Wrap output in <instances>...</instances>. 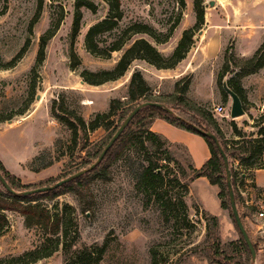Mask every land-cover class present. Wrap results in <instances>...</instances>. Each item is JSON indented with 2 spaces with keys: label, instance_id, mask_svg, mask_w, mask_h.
I'll return each mask as SVG.
<instances>
[{
  "label": "rangeland",
  "instance_id": "374dc122",
  "mask_svg": "<svg viewBox=\"0 0 264 264\" xmlns=\"http://www.w3.org/2000/svg\"><path fill=\"white\" fill-rule=\"evenodd\" d=\"M88 1L96 9L91 11L84 6L80 9L81 25L73 46L79 63L74 65L71 34L78 0H0V62L14 61L9 67H0V160L22 184L34 188L54 185L82 167L89 171L88 162L95 160V147L107 140L108 132L99 128L80 132L77 141H72L71 130L53 117L52 107L62 113L63 104L88 123L96 114L108 112L112 99L127 101L134 71L142 73L151 93L158 98L171 95L175 82L181 80L183 85L189 77L193 89L187 97L206 114L216 115L213 117L227 133L231 131L229 123L222 122L223 117L213 111L214 106L225 105L229 116L231 99L228 96L227 102L223 101L217 84L225 50L229 47L234 55L237 46L248 53L251 47L257 49L264 43V17H261L264 0H202L203 24L195 31L189 51L177 65L157 68L137 58L120 78L94 85L83 79L82 71L112 69L137 39L147 40L164 57H169L183 31L196 24L197 12L196 0H119L122 18L117 27L96 39L104 49L118 39L123 41V46L106 55L88 50L85 37L90 27L108 16L110 5L106 0ZM135 23L148 25L152 35L130 30ZM208 25L211 26L207 33ZM49 31L44 59L33 69L41 38ZM213 43L217 54L209 55L206 47ZM233 57L224 79L234 76L236 66L243 60ZM251 84L254 86L255 82ZM196 93L201 96L194 97ZM261 94L263 91L259 89L258 93L251 91V99L247 100V109L253 107L254 118L249 119L252 123L241 122L247 126L246 141L253 139L252 134L260 129L251 130V125H261L264 129ZM177 104L166 103L172 116L189 122L205 120L184 106L174 108ZM117 118L118 113L112 117ZM138 137L109 167L106 179L93 177L89 181L83 196L69 191L54 199L33 202L47 209L52 219L60 221L55 231L27 227L19 213L5 211L9 226L0 235V264H22L18 257L42 244L53 247L56 240L59 243L55 252L29 264H217L219 260L223 264L261 263L263 237L256 245V252L259 245L263 252L253 261L244 245L231 240L226 229L223 236L219 225L213 231L197 195L214 208L219 206L216 188L197 182L193 192L190 191L194 171L184 148L145 132H138ZM152 144L160 146L154 148ZM152 162L161 170L164 180L150 192L141 179ZM259 178L264 181V171L259 173ZM260 206L254 203L253 212H259ZM228 214L233 234L240 238L229 211ZM217 243L219 248L215 253ZM64 244L68 247L64 248ZM102 246L100 261L79 260L78 251L86 248L96 251Z\"/></svg>",
  "mask_w": 264,
  "mask_h": 264
},
{
  "label": "trees",
  "instance_id": "16d2710c",
  "mask_svg": "<svg viewBox=\"0 0 264 264\" xmlns=\"http://www.w3.org/2000/svg\"><path fill=\"white\" fill-rule=\"evenodd\" d=\"M110 5V11L106 18L98 22L89 28L86 37L85 44L88 50L92 53L97 54H106L109 55L113 51L120 50L123 46V41L119 39L113 43L109 48L104 49L99 46L97 41V36L113 30L117 27L118 22L122 18V12L120 9V1L119 0H106ZM201 1H195V8L197 12V21L196 24L189 28L185 29L182 33V36L174 49L173 53L169 57H164L153 45H151L147 40L141 38L135 40L132 45L126 49L116 65L112 69H104L98 72H91L84 70L81 75L83 79L90 84L98 85L102 84L106 81L116 80L123 76L125 72L128 70L131 62L134 59L140 58L148 61L152 65L157 68H172L177 65L180 61H182L189 51L192 43L193 36L198 27L203 24L204 21V13L201 8ZM86 7L91 11H95V5L93 2L88 0H78L76 4V13L74 16L73 24H72V43H71V59L74 65L79 63V59L77 54L75 53L73 46L75 38L80 30L82 13L81 7ZM130 30H133L135 33L145 32L152 35V29L148 25L135 23L130 27ZM51 34V31L45 36L41 38V43L39 47V51L37 54L36 63L33 69L37 68L41 65L44 59V47L45 44ZM27 45V43H26ZM26 45L23 47L21 51H24ZM234 54V53H233ZM232 52L229 47L226 48L224 53V62L222 70L218 73L217 76V84L221 89V93L223 95V101L227 102V93L224 91L222 87V83L226 73L228 71L229 63L232 58H234ZM238 58V57H236ZM243 59L242 62L237 65L238 70L234 73V76L230 77L227 80L229 87L235 91L241 98L244 110L246 109L247 98L243 88L240 85V79L243 76L248 74H252L257 72L264 66V43H262L253 53L252 56L248 58H240ZM14 61L10 63L2 64L0 62V67H9L12 65ZM183 85H181V80L175 82L174 92L171 95L164 96L162 98H158L153 96L150 91V87L144 79L142 73L140 71H134L130 78L129 86H128V98L127 101H121L120 99H112L109 104V110L105 113H98L95 117L90 120L88 123L85 120L78 116L75 111L70 110L64 107L61 104L62 113H59L57 109L52 107L51 113L53 117L63 122L72 132V141L76 142L79 137V133L86 131L94 132L99 128H103L108 132L107 140L101 146L100 144L95 147V156L94 161H89V165H93L102 153L104 147L120 127L122 122L128 116V114L139 104L140 102H154L160 103L162 106L149 105L143 107L132 119L123 133L118 137L112 147L106 152L103 160L97 164L93 169L87 171L82 176L73 179L72 181L63 184L62 186L56 187L54 189L47 190L45 192H37V193H28L25 192L31 191L40 187H31L21 183V180L11 174L2 161L0 160V174L6 180L10 188L13 192L7 191L2 183L0 182V235L8 228L9 221L5 214V211H13L19 213L24 218V223L27 227L31 226H40L44 228V230L59 228L60 221L57 219H52L51 215L47 211V209L42 208L40 204L33 203L34 201L42 198L54 199L61 194L66 192H74L78 195L85 194L88 190L89 181L95 178L106 179V175L108 174L109 167L121 156V154L125 151V149L138 141V132H145L152 138H163L167 143L169 141L162 135L157 134L150 130V127L155 119H162L169 124L183 129L185 131L197 134L201 136L209 149L210 158L206 161V163L200 169H193V175L191 180H194L199 177H205L209 184L214 185L218 188L217 197L220 201V206L229 211L230 216L233 219V222L237 228L238 233L240 234L239 242L244 245L248 254L250 251L244 241L243 236L241 235L236 222L234 220L230 199L228 193V185H227V176L226 169L224 165L223 158L221 157L218 147L213 139L208 137L205 134H202L198 131V129L202 130L205 133H213L224 153L230 160V173H231V184L234 190L235 199L237 200V191L236 184L237 182L240 184L245 179L243 176L246 173V170L252 171L260 168H264V161L262 156L264 154V129L259 127L258 137H254L252 134V138L246 141L245 132L237 129V126L232 123V129L235 134H237L240 139L239 140H228L224 136L222 130L220 129L216 119L212 114H206L205 110L196 105L193 101H191L187 96L186 92L191 82V78H186L183 81ZM167 102H177V105H173L174 108H178V106H184L186 109H189L195 112L198 116L202 117L203 120H195V122L185 121L180 119L178 116H172L169 108L166 107ZM118 113L117 120L112 119L114 115ZM74 118V120H72ZM261 119H264V113L261 116ZM2 119H0L1 121ZM143 144V143H141ZM142 146V145H141ZM154 148H158L160 145L152 144ZM232 161V162H231ZM237 161L238 166L237 170L233 166V162ZM82 167L81 169H83ZM80 169V170H81ZM92 174V175H91ZM250 175H252L250 173ZM164 180V176L162 175L161 170L158 167L154 166V163H150L148 167L145 169L141 183L145 187L146 190L153 192L156 189V184H162ZM50 186V185H49ZM45 187V186H43ZM204 216L207 222L211 223L213 226V231L215 232L218 227V219L216 216L209 214L204 211ZM243 222V221H242ZM50 237H47L49 240ZM217 238V237H216ZM218 240V238L216 239ZM58 240L55 241V245L53 247H49L45 244H42L40 247L34 249L33 251H29L25 253L23 256L18 257V260H22V264H29L31 262L37 261L41 258H45L50 256L57 249ZM255 250H257V246L253 243ZM64 248L68 247L67 245H63ZM219 243L216 245V251L218 252ZM67 250V249H66ZM104 251V246L100 247L96 251H91L88 248L83 249L79 252V260H88L90 258L95 259V262H98L102 258V254ZM2 261V260H1ZM154 264H157L155 262ZM217 264H223L220 260L217 261Z\"/></svg>",
  "mask_w": 264,
  "mask_h": 264
},
{
  "label": "crops",
  "instance_id": "0c3cea01",
  "mask_svg": "<svg viewBox=\"0 0 264 264\" xmlns=\"http://www.w3.org/2000/svg\"><path fill=\"white\" fill-rule=\"evenodd\" d=\"M252 17H254V16H252ZM261 17H264V16H261ZM208 21L209 20H206V23H208ZM211 23L213 24L214 22H211ZM210 26L211 25H208L207 33L210 32ZM237 41L239 42V40H237ZM246 48H248V47H246ZM251 49H252L251 52L246 53L242 47L236 46L235 47L236 54H234V55L238 58H248V57L252 56L256 50L253 47H251ZM206 51L209 55L210 54L216 55L217 54L216 44L213 43L212 45L211 44L207 45ZM259 79H261V80H259ZM251 82H255V85L253 86V84H251ZM240 85L245 92L247 100L251 99V91L256 90L257 93H258V89L260 91H263V94H261L259 96V99H261L259 101H260V103L262 102L260 112H263L264 111V66L255 73L248 74L246 76L241 77ZM192 89H193V83H192V79H191L190 85H189L188 90L186 92V96H188L187 94H189V93L191 96V90ZM199 96H201V94H199V93L194 94V97H199ZM223 107H224V114L220 115V117H223V119H224V120H222V122L229 123V125H230L229 127H230L231 131L225 133L223 131L224 129H223L222 125L217 121L216 118L215 119H216L220 129L222 130L224 136L226 137V139H228V140H239L240 137L233 132L232 123H234L237 126L238 130L246 133L247 126L246 125L242 126L241 122H244V121L250 122V120L252 118H254L251 115L253 112L252 111L253 107L250 109L249 108L247 109V104H246L245 114L240 116V117H237L235 119L230 118V116H228L227 107L225 105H223ZM214 116H216V115H214ZM239 118H241V119H239ZM250 123H252V122H250ZM259 127L254 126V125L252 127V125H251L250 129L251 130L253 128L258 129ZM150 130L157 133V134L164 136L171 144L179 145V146L183 147L187 153L189 160H190V164L192 165V167L194 169H200L206 163V161L210 158V152H209V149H208V146H207L205 140L197 134H194V133L185 131L183 129L177 128V127H175V126L169 124L168 122H166L162 119H159V118L154 120V122L152 123V125L150 127ZM256 135H258V133L254 134L253 136L256 137ZM262 159L264 161V154L262 156ZM233 165H234V168L237 169L238 162L234 161ZM262 171H264V168L253 170V172L246 170L245 171L246 173L243 174L244 177L246 176L245 179L242 181V183L239 184L237 182V184H236V191H237L236 205L238 208V212H239L240 217L243 221V224H244V226H245V228H246V230L250 236L252 243H255L256 245H257V243H259L258 241L262 240V234L259 231L261 220L257 217L258 212L257 213L253 212L252 206L254 203L260 204L261 206H260L259 211H261L262 207L264 206V181L260 180V178H259V173ZM250 173L252 175H250ZM197 182H202L206 186L215 187L216 193H218V188L214 185L209 184L208 180L205 177L196 178V179H194V181L191 182V184H190V191L191 192H193L192 191L193 185ZM197 198L199 201L200 208L202 210H204V211L208 212L209 214L217 217L220 234L223 236V230L226 229V231H228V233L231 234V237H232L231 240L238 241L239 238H237L235 236V234H233V224H232V221L230 220L228 211L224 210L220 206L219 199H217L219 206L216 205V206H214V208H210L209 204L206 200H204L203 198H201L198 195H197ZM260 246L261 245L258 246L259 250L256 252V258H257L258 254H261V252H263V250L260 249ZM256 262H258V261H256ZM259 264H264V260L261 263L259 262Z\"/></svg>",
  "mask_w": 264,
  "mask_h": 264
},
{
  "label": "water",
  "instance_id": "95a60500",
  "mask_svg": "<svg viewBox=\"0 0 264 264\" xmlns=\"http://www.w3.org/2000/svg\"><path fill=\"white\" fill-rule=\"evenodd\" d=\"M213 3H211L212 5ZM222 87L224 89V91L227 93V95L230 97L231 99V103H230V110H229V116L232 119H235L237 117H240L242 115L245 114V110L243 107V103L242 100L240 98V96L233 91L228 83H227V79L223 80L222 83ZM149 105H156V106H162V104L160 103H154V102H143L139 105H137L129 114L128 116L125 118V120L122 122V124L120 125V127L117 129V131L114 133V135L111 137V139L108 141V143L106 144V146L104 147L102 153L100 154V156L98 157L97 161L90 166L89 170L93 169L97 164H99L103 158L104 155L106 154V152L112 147V145L115 143V141L118 139V137L123 133V131L126 129V127L129 125V123L132 121V119L134 118V116L143 108ZM198 131L202 134L207 135L208 137H210L211 139H213L218 147L219 153L221 155V157L223 158L224 161V165H225V169H226V176H227V185H228V193H229V199H230V206H231V211L234 217V220L236 222V225L241 233V235L244 238V241L250 251L251 254V258L253 261H255L256 259V250L254 248V245L250 239V236L242 222V219L240 217V214L238 212V208L236 205V199H235V194H234V190L231 184V173H230V169H229V160L228 157L226 156V154L224 153L223 149L221 148L216 136L213 133H205L202 130L198 129ZM88 171V169H83L78 171L77 173L62 179L60 181H58L57 183H55L54 185L51 186H45V187H40V188H36L33 189L31 191L25 192L24 194H28V193H37V192H45L47 190L50 189H54L56 187L62 186L65 183H68L70 181H72L73 179H76L80 176H82L84 173H86ZM0 182L2 183V185L4 186V188L9 191V192H13V190L10 188V186L8 185V183L6 182V180L3 178V176L0 174Z\"/></svg>",
  "mask_w": 264,
  "mask_h": 264
},
{
  "label": "built area",
  "instance_id": "2783aa9c",
  "mask_svg": "<svg viewBox=\"0 0 264 264\" xmlns=\"http://www.w3.org/2000/svg\"><path fill=\"white\" fill-rule=\"evenodd\" d=\"M213 111L215 112V114L223 115L224 107L223 105H216L213 108ZM257 217L261 220L259 231L262 234V237L264 238V206L262 207L261 211L257 213Z\"/></svg>",
  "mask_w": 264,
  "mask_h": 264
},
{
  "label": "bare ground",
  "instance_id": "6f19581e",
  "mask_svg": "<svg viewBox=\"0 0 264 264\" xmlns=\"http://www.w3.org/2000/svg\"><path fill=\"white\" fill-rule=\"evenodd\" d=\"M89 103V102H88Z\"/></svg>",
  "mask_w": 264,
  "mask_h": 264
}]
</instances>
